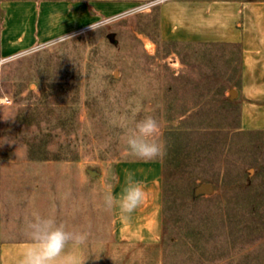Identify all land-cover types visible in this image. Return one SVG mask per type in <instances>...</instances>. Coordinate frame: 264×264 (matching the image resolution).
<instances>
[{
  "label": "rangeland",
  "instance_id": "obj_1",
  "mask_svg": "<svg viewBox=\"0 0 264 264\" xmlns=\"http://www.w3.org/2000/svg\"><path fill=\"white\" fill-rule=\"evenodd\" d=\"M139 3L66 39L0 57V211L16 242L54 217L87 233L79 264H264V130L243 129L236 46L162 41ZM1 27V10H0ZM160 125L163 236L115 240L104 195L128 127ZM110 121H116L111 123ZM88 170L95 173L90 175ZM203 183L212 193H197Z\"/></svg>",
  "mask_w": 264,
  "mask_h": 264
},
{
  "label": "crops",
  "instance_id": "obj_2",
  "mask_svg": "<svg viewBox=\"0 0 264 264\" xmlns=\"http://www.w3.org/2000/svg\"><path fill=\"white\" fill-rule=\"evenodd\" d=\"M152 0H0V57L8 59L60 41L106 18ZM159 38L194 44L236 46L240 83L236 94L243 129L264 130V0H159ZM134 173L147 192L145 202L126 220L110 210L115 240L151 245L163 236V164L158 159L117 161L107 191L119 196L126 173ZM0 211V264H21L26 241L16 242ZM79 264V249L72 253Z\"/></svg>",
  "mask_w": 264,
  "mask_h": 264
},
{
  "label": "clouds",
  "instance_id": "obj_3",
  "mask_svg": "<svg viewBox=\"0 0 264 264\" xmlns=\"http://www.w3.org/2000/svg\"><path fill=\"white\" fill-rule=\"evenodd\" d=\"M116 123V121H110ZM119 126L126 130L128 152L138 159L153 160L166 155L165 145L159 141L160 125L152 116H146L129 128L126 120L121 118ZM144 185L135 180L134 173L125 175V186L117 197L111 191L104 195L106 210L119 209L121 219H127L146 200ZM28 235L33 241L25 253L21 264H77L70 256H65L69 242L83 244L87 233H77L58 224L54 217L36 216L28 222Z\"/></svg>",
  "mask_w": 264,
  "mask_h": 264
},
{
  "label": "water",
  "instance_id": "obj_4",
  "mask_svg": "<svg viewBox=\"0 0 264 264\" xmlns=\"http://www.w3.org/2000/svg\"><path fill=\"white\" fill-rule=\"evenodd\" d=\"M233 95L236 94L235 90H231ZM90 175L94 174L95 172L92 170H88ZM197 193H212L213 192V185L211 183H203L196 189Z\"/></svg>",
  "mask_w": 264,
  "mask_h": 264
},
{
  "label": "built area",
  "instance_id": "obj_5",
  "mask_svg": "<svg viewBox=\"0 0 264 264\" xmlns=\"http://www.w3.org/2000/svg\"><path fill=\"white\" fill-rule=\"evenodd\" d=\"M158 1H159V0H155V1L152 2V4L154 5V4H156ZM85 29H86V28H83V29L79 30L78 32H82V31H84ZM76 33H77V32H76Z\"/></svg>",
  "mask_w": 264,
  "mask_h": 264
}]
</instances>
